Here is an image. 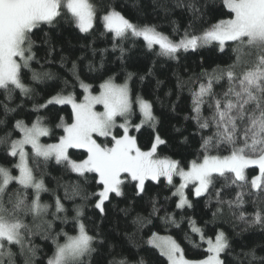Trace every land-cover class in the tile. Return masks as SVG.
Wrapping results in <instances>:
<instances>
[{"label":"snow or ice","instance_id":"obj_1","mask_svg":"<svg viewBox=\"0 0 264 264\" xmlns=\"http://www.w3.org/2000/svg\"><path fill=\"white\" fill-rule=\"evenodd\" d=\"M222 2L229 18L219 20L200 34L186 29L179 40H173L154 24L133 23L111 4L98 14L93 0H0V91L4 96L0 108L5 117L22 107H10L17 91L31 99L35 95L33 84L56 78L49 71L33 68V62L40 63L35 37L44 31L42 26L55 28L61 20L84 34L92 33L99 20L104 29L102 35L111 34L113 50L119 48L121 58L126 49L120 45L129 38L142 39L150 51L158 46V55L174 60L181 51L195 52L212 45L221 53L226 48L231 51L229 63L189 77L193 84L189 89L192 115L185 119L196 124L200 150L187 166L157 154L159 146L167 143L158 132L149 150H143L137 137L130 134L132 129L139 132L145 124L155 132L159 120L151 102L140 96L133 99L127 81L117 83L114 76L103 80L94 93L92 86L81 80L76 61L72 62L70 72L83 89V98L78 100L74 92L65 94L62 89L44 103L33 104L35 112L53 104L71 106V122L61 116L56 124L63 131L57 142L42 141L52 134L45 116L37 115L30 124L17 119L11 129H7V119H0V126L6 129L0 136V146L6 156L17 158L13 167L18 172L14 175L11 168L0 165V264H37L41 249L35 244V237L51 241L54 246L46 264H91L98 252V241L103 244V240L99 233L91 234L83 222L84 202L95 197L93 206L103 215L105 203L113 195H126V185H132L134 195L143 198L147 194L146 181L159 183L161 177L174 189L172 196L177 197L178 209L193 207L185 191L192 185V195L204 197L206 206L214 201V220L228 214L243 225L241 232L257 227L264 231V0ZM175 6L185 7L194 16L202 14L197 0H177ZM44 35L42 43L49 45L47 56H50L55 47L49 34ZM47 56L44 63H52ZM65 59L61 57V66ZM88 70L97 69L89 63ZM132 75L129 73L127 80ZM64 83L67 87L68 81ZM177 86L182 89L185 84L178 79ZM98 105L102 111L97 110ZM134 105L139 109V123L133 122ZM14 132L19 138H13ZM71 149L82 150L85 158L73 159ZM53 160L77 177L73 182H58L63 196L58 189H50L44 179ZM252 167L259 174L249 180L247 170ZM89 174H94L101 190L92 193L86 190ZM174 177H179L178 185L174 184ZM229 189L231 193L226 191ZM43 193L51 194V202L42 200ZM77 199L81 203H75ZM249 201L254 205L251 215L245 209ZM66 202H72L71 209ZM151 203L149 217L160 212L157 201L153 199ZM122 211L128 214L127 209ZM160 218L165 224L180 226L174 214ZM69 222L73 223L75 234L60 227ZM133 223L143 227L151 220L137 214ZM188 224L206 245L203 259H187L180 243L171 236L153 233L147 243L158 249L168 264H226L224 257L232 254L228 235L218 230L214 236H207L192 218ZM189 242L200 247L194 241ZM261 250L264 251V245ZM236 260L237 264H264V256H258L255 248L242 249ZM107 264H132V261L113 253ZM136 264L145 261L141 259Z\"/></svg>","mask_w":264,"mask_h":264},{"label":"trees","instance_id":"obj_2","mask_svg":"<svg viewBox=\"0 0 264 264\" xmlns=\"http://www.w3.org/2000/svg\"><path fill=\"white\" fill-rule=\"evenodd\" d=\"M93 2L98 6V14H102L100 9L111 4L133 23L154 24L159 31L173 40H179L186 29L189 33L200 34L219 20L229 18L222 0H197L202 14L196 16L185 7H176L177 0H93ZM42 27L44 31L38 32L35 37L38 45L35 50L40 63L33 62V68L37 71H49L56 78L33 84L35 95L31 99L21 96L17 91L10 107L17 105H22V107H17V111L10 113L7 117L0 108V119L8 121L7 129H11L17 119L30 124L37 115L45 116V123L52 129V134L45 139V142H57L63 131L62 128H57L56 124L59 123L61 116L66 122H71V106L53 104L40 112H35L32 110L33 104L44 103L62 89L65 94L74 92L78 100L82 99L83 89L70 72L72 62L76 61L79 64L81 80L90 84L95 92H98L103 80L114 76L117 83L129 82L133 98L140 96L152 103L153 112L159 123L155 126V132L148 125L136 133L138 144L143 150L151 148L155 134L158 132L167 141L165 145H160L157 149L159 156L179 160L182 166H187L191 160L196 159L200 150V135L195 134V122L185 119L186 116L192 115L189 89L193 87V84L189 82V77L199 76L204 70L211 72L218 64L223 66L229 63L230 49L226 48L225 52L221 53L215 45H212L195 52L181 51L178 53L179 58L174 60L158 55V46L150 51L142 39L129 38L120 45L126 49L121 58L119 48L113 50L111 34L102 35L104 29L99 20L93 32L89 34L80 33L73 24L64 20H61L55 28H49L46 25ZM45 32L49 34L51 43L55 47V51L50 56H47L49 45L42 43L45 39ZM105 49L107 51H103ZM46 56L52 63H44ZM61 57L66 58L63 66H61ZM89 63H92L97 70L90 72ZM41 64H43V69H41ZM129 73L133 74L131 80H127ZM178 79L185 84L182 89L177 86ZM65 80L68 81L67 87ZM27 82H30V74ZM3 100L4 96L0 91V101ZM205 114H207V109H205ZM134 118L135 121H140L139 111H136ZM5 130L3 126H0V136L4 135ZM185 137H187L186 142ZM13 138H19V134L14 132ZM70 155L73 159H83L86 154L82 150L71 149ZM15 159L17 158L6 156L4 147L0 146V165L11 168L14 175L18 174L13 167ZM247 174L250 180L259 174V170L252 167L247 170ZM44 179L47 186L56 191L58 182L59 184L73 182L77 180V177L53 160L47 168V175ZM84 187L89 193L101 190V186L95 182L94 174H89V182ZM146 189L147 194L140 198L134 195L135 188L132 185H126V195L124 197L113 195L110 201L105 203L106 211L103 215L93 206L95 197L84 202L83 222L91 234L99 233V238L103 240V244H99L98 241V252L94 254L91 264H107V260L113 253L122 254L131 260L132 264H136V261L141 259L145 261V264H168L167 259L160 255L159 250L147 243L153 233L171 236L177 240L184 249L187 259H203L206 256L204 251L206 245L191 232L188 224L189 218L194 219L204 229L207 236H214L218 230H223L228 235L232 245V254L224 257L226 264H237L236 256L241 253L242 249L247 251L249 248H255L258 256H264V251L261 250V246L264 245V231L257 227L241 232L240 228L243 225L235 222L228 214L214 220L212 216L214 201L212 205L206 206L204 197L196 198L192 195V188L188 193L193 207L184 209L176 207L177 197L172 196L174 189L167 184L165 178L161 177L159 183L146 181ZM226 191L231 193L230 189ZM58 192L63 196L62 188H59ZM51 199L50 193L42 194L43 201L51 202ZM153 199L157 201L160 212L158 215L149 217ZM66 203L71 209L72 202ZM75 203L79 204L81 201L77 199ZM122 209H127L128 214L126 215ZM245 209L251 215L254 205L249 201L245 204ZM137 214L149 218L151 223H145L143 227L134 224L133 220ZM166 214H174L180 226L165 224L160 217ZM60 227L70 234H75L76 229L72 222L60 225ZM189 240L199 244L200 247L194 246ZM34 242L41 249L38 253L40 260L37 264H41V261L46 264V257L53 253V244L40 237H35Z\"/></svg>","mask_w":264,"mask_h":264},{"label":"rangeland","instance_id":"obj_3","mask_svg":"<svg viewBox=\"0 0 264 264\" xmlns=\"http://www.w3.org/2000/svg\"><path fill=\"white\" fill-rule=\"evenodd\" d=\"M165 35H166V34H165ZM124 83H125V82H124ZM127 83L129 84L128 81H127ZM122 84H123V83H122ZM129 87H130V86H129ZM92 91H93L94 93H96V92L93 90V87H92ZM133 99H135V98H133ZM133 107H134V112H135V113H136V111H139V109H138V107H136V105H134ZM97 110H101V111H102V110H103V109H102V106L98 105V106H97ZM139 114H140V113H139ZM134 116H135V115H134ZM134 116H133V122H134V123H139L140 121H139V122L135 121ZM146 126H148V124H145V125H144V127H146ZM142 128H143V127H142ZM140 130H141V129H140ZM120 131H121L120 129H117V132H120ZM136 133H137V132L135 131V129H132L130 134L136 136ZM49 137H50V136H48V137H43V138H42V141L45 142V139H48ZM137 142H138V140H137ZM46 143H52V142H46ZM69 151H70V150H69ZM80 151H81V150H80ZM253 177H254V176H253ZM253 177H252V178H253ZM173 182L176 183V185H178L179 182H180V181H179V177H174V178H173ZM191 188H192V185H189L188 189L185 190L186 193H188L189 190H190ZM188 196H189V193H188ZM189 199H190V198H189ZM160 236H161V235H160ZM162 236H164V235H162ZM150 246H151V245H150Z\"/></svg>","mask_w":264,"mask_h":264}]
</instances>
